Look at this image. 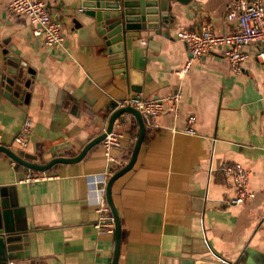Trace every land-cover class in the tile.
Listing matches in <instances>:
<instances>
[{
	"label": "crops",
	"instance_id": "1",
	"mask_svg": "<svg viewBox=\"0 0 264 264\" xmlns=\"http://www.w3.org/2000/svg\"><path fill=\"white\" fill-rule=\"evenodd\" d=\"M8 1L0 0V145L20 157L42 163L53 156L52 145L65 142L69 146L62 153L75 155L104 129L123 96L180 91L175 112L141 115L143 134L133 163L111 183L119 219L115 264H176L203 257L264 264L259 46L243 45L239 71L231 69L223 48L215 47L176 74L189 57L176 31L203 24L214 33L229 31L235 26L225 16L231 0H169L167 22L156 31L139 29L122 48L121 64L113 63L95 18L78 0H45L62 26L63 39L54 46L33 33L36 25L26 17L8 13ZM7 60L16 64L18 80L5 72ZM188 115L194 117L190 123ZM24 118L30 132L26 147L19 148L12 139ZM187 125L194 133L183 131ZM111 127L119 133L111 150L114 162L107 164L100 140L79 160L44 170L50 176L41 180L20 181L29 168L0 151V236L16 239L7 244L8 258L0 246V264L111 263L114 234L93 226L97 212L90 181L126 163L138 125L122 112ZM223 162L246 169L252 196L238 204L223 202L234 190L220 171Z\"/></svg>",
	"mask_w": 264,
	"mask_h": 264
},
{
	"label": "built area",
	"instance_id": "2",
	"mask_svg": "<svg viewBox=\"0 0 264 264\" xmlns=\"http://www.w3.org/2000/svg\"><path fill=\"white\" fill-rule=\"evenodd\" d=\"M8 13L19 14L36 25L33 29L35 35L42 36V42L47 46L61 43L63 39L62 26L47 10L45 0H9L6 5ZM226 19L232 20L235 26L223 33H214L208 24L197 29H179L175 37L182 41L189 52V57L176 70L177 75H183L189 67L191 59L210 52L215 47H222V54L228 59L233 71H239L240 63L246 53L242 47L255 42L259 48L256 58L264 65V2L263 0H231L226 9ZM264 90V81L262 83ZM180 98V91L176 89L160 97L141 98L135 95L123 96L116 102L117 106L129 105L137 109L144 117H156L164 111H176V104ZM193 116L186 117L187 122L193 121ZM183 131L194 133L193 127L187 125ZM30 132V120L24 118L12 142L19 148L27 145ZM119 133L111 129L101 139V148L107 164L114 162L111 150L116 148ZM220 171L227 182L233 185V195L223 200L226 204H238L252 196L253 192L247 187V171L239 162H223ZM111 171L106 170L96 181H90L96 200V221L93 226L105 232L112 233L113 220L104 197V187ZM50 175L44 171L26 169L20 181H36L48 178Z\"/></svg>",
	"mask_w": 264,
	"mask_h": 264
},
{
	"label": "water",
	"instance_id": "3",
	"mask_svg": "<svg viewBox=\"0 0 264 264\" xmlns=\"http://www.w3.org/2000/svg\"><path fill=\"white\" fill-rule=\"evenodd\" d=\"M81 8H84V13L93 16L97 22L99 34L105 40V44L109 46L108 51L112 53L113 63L121 64L120 58L123 57L122 48L127 47L131 39L136 37L139 29H158L160 22H167L168 19V1L169 0H78ZM184 1V0H178ZM6 63L8 67L5 68L6 73L16 77V64L10 60ZM117 64V65H118ZM121 67V66H118ZM122 68V67H121ZM123 76L125 74L124 67L120 69ZM18 76V74H17ZM9 83L10 79L6 78ZM112 112L109 114L104 129L95 137L87 141L75 155H64L62 149L69 146L68 142L54 144L50 147L52 157L42 163L26 160L19 156L11 149L0 145V151L8 155L17 163L24 167L44 171L55 163H67L79 160L93 144L100 141L104 134L111 129L113 119L122 112L132 114L138 125L137 135L133 143L131 153L126 163L112 172L106 179L104 187V197L108 205L109 211L113 220V234L114 243L112 249L111 263L115 264L118 255V235H119V219L116 210L113 206L110 187L112 181L125 170H127L133 163L138 145L142 139L143 122L141 115L137 109L129 105L117 106L114 104ZM16 239L12 237L0 236V246L4 257H9L8 250L11 249L8 243L15 242ZM175 263V262H174ZM176 264H236V262L227 261L221 257H203L200 259H177ZM248 264V263H247Z\"/></svg>",
	"mask_w": 264,
	"mask_h": 264
},
{
	"label": "trees",
	"instance_id": "4",
	"mask_svg": "<svg viewBox=\"0 0 264 264\" xmlns=\"http://www.w3.org/2000/svg\"><path fill=\"white\" fill-rule=\"evenodd\" d=\"M115 164H118V163H115ZM118 168V165H115V167H112L111 171H114Z\"/></svg>",
	"mask_w": 264,
	"mask_h": 264
}]
</instances>
